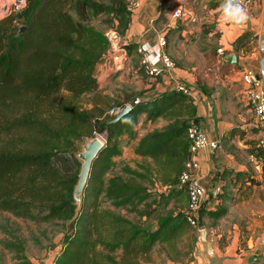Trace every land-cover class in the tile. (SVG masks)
I'll use <instances>...</instances> for the list:
<instances>
[{"label": "trees", "instance_id": "obj_1", "mask_svg": "<svg viewBox=\"0 0 264 264\" xmlns=\"http://www.w3.org/2000/svg\"><path fill=\"white\" fill-rule=\"evenodd\" d=\"M128 3L26 0L23 9L0 21V214L36 224H68L54 264H142L156 248L175 261L192 250L184 255L178 248L179 238L189 231L187 195L178 179L190 157L186 131L197 121L193 102L166 92L139 101L115 124L135 94L117 103L116 113L108 107L95 115L97 103L91 111L79 105L82 97L97 92L96 68L109 47L91 22L106 18L107 29L124 38L133 15ZM126 50L137 68L136 44ZM142 114L146 122L166 125L136 140L134 126ZM94 135L105 136V147L92 164L77 213V144ZM122 138L135 143L133 153L142 163L136 169L124 165L117 175L114 159L122 154ZM170 203L166 213L152 214ZM122 210L144 218L145 224L129 220ZM226 212L202 206L197 225L205 229V218L213 227ZM152 216L155 226L150 228ZM0 245L14 260L25 261L19 239L6 238Z\"/></svg>", "mask_w": 264, "mask_h": 264}, {"label": "crops", "instance_id": "obj_2", "mask_svg": "<svg viewBox=\"0 0 264 264\" xmlns=\"http://www.w3.org/2000/svg\"><path fill=\"white\" fill-rule=\"evenodd\" d=\"M137 1L139 8L132 15L124 37L128 43L136 44V54L139 46L154 47L159 36L164 35L165 54L174 60L186 58L185 42L190 37L199 36L200 28L213 25L217 50L222 51L219 53L216 50L222 64L217 78L219 86L215 87L218 93L210 99L203 97L199 105L191 88L192 78L176 65L171 71L164 70L158 78L145 77L138 66L128 67L133 58L129 55L124 66L116 68V71L111 66H106L105 70L100 65L96 68L97 83L102 81L101 85L110 87L109 91L104 92L106 102L116 101L112 90L119 88L122 89L119 92L121 99L135 94V98L138 96L139 101H144L174 91L176 85L183 84L192 91L188 99L196 108V125L209 141L216 143L214 148L202 150L195 156L199 164L198 181L205 191L203 207L207 211L220 207L227 210L226 215L213 227L212 221L202 219L203 230L208 233L215 259L209 262L205 258L199 238L195 243H190L192 250L187 256L175 261L167 260L162 255L160 258L163 264H264V155H259L258 148L262 131L254 124V116L246 102L247 88L241 80L244 72L258 75L261 68L263 54L259 45L264 43V0H252L251 12L243 24L226 22L222 18L221 0H188L184 7L186 16L180 20L171 18L176 0ZM211 36L208 33L204 38ZM231 56L235 58L234 64L227 61ZM137 57L139 59L138 54ZM128 73L132 81L124 84V75ZM259 80L264 87V78L259 77ZM165 125L163 120L152 124L145 121V115H138L134 126L136 140ZM122 141L128 143L126 138H122ZM134 146L135 143H128L127 149L122 148L121 156L114 161L128 162L131 159L133 165L141 164V159L133 153ZM216 191L217 195H214ZM190 229L194 230L189 227L188 232ZM3 253L8 254L5 250ZM48 256L44 261L28 262L54 264Z\"/></svg>", "mask_w": 264, "mask_h": 264}, {"label": "rangeland", "instance_id": "obj_3", "mask_svg": "<svg viewBox=\"0 0 264 264\" xmlns=\"http://www.w3.org/2000/svg\"><path fill=\"white\" fill-rule=\"evenodd\" d=\"M26 4V0H21L19 3V0H0V21L4 20L9 15L19 12L21 9L19 4ZM104 20H107L106 18H100L95 19L91 23L92 25L98 29L99 31H102L104 34L111 30L112 28H108L104 24ZM199 36L197 37H190L186 42V51L187 56L186 58H177V60H174L171 58V60L174 62L176 67H178L183 73L190 75L192 78L191 88L194 94H196V102L199 105L200 102H202L203 97H208V99L212 98V96L218 91L215 90V87H218L220 81L217 79L219 78V73L221 72V59L218 55L217 51V42H216V34H215V27L213 26H204L200 28L199 30ZM205 33V34H204ZM208 33H211L212 36L210 38H207L206 36ZM21 34V32H19ZM129 44V43H128ZM205 52H204V51ZM217 50V51H216ZM206 53V55L202 54ZM203 56V57H201ZM208 59H205L208 57ZM137 59V66L140 67L139 59ZM106 62V64H104ZM101 63L103 66H101ZM111 60H106V58L103 57L102 61L99 63L100 68L105 70L106 66H111ZM134 64V59H130V62L128 64V67H132ZM112 70L116 71V68H111ZM124 69V68H123ZM143 74L142 70H140ZM144 75V74H143ZM145 76V75H144ZM146 77V76H145ZM96 80V79H95ZM124 81L126 84L127 82L130 83L132 81L131 74L128 73L127 75H124ZM97 82V80H96ZM102 82V81H101ZM97 83L98 88L97 92L92 95L84 96L80 99L79 105L81 107V110L91 111L93 110V107L98 109V111H95L94 114L98 115L99 112H106V108L113 107V112L116 113L117 108H115L116 104L119 102H122L125 98L121 99L120 96L122 94H119V92L122 91V89H116L112 90V95L116 98V101H108L106 102L107 97L104 96L105 91H109L110 87L108 85L103 86L102 83ZM112 82V80H111ZM126 86V85H123ZM122 86V88H123ZM191 91V92H192ZM65 95V94H64ZM216 106L214 105L213 109L215 110ZM112 112V111H111ZM110 114V112H109ZM108 116H111L109 115ZM88 141L85 140L82 143L77 144V150L78 153L76 156L82 152V147L85 145V143ZM122 148L127 149L128 143L125 141H122L121 144ZM77 159V158H76ZM80 166L81 162L78 160ZM115 162V161H114ZM116 168L113 174L120 175V170L125 166H128L130 164L131 169H136V166L133 165V161L129 159L128 162L125 161H119L117 160L115 162ZM80 172V168H79ZM160 191V190H159ZM103 208H108L107 203L102 204ZM163 204H160L158 207L152 208L155 210V212H152V214H156L158 212L159 214L166 213L169 209L172 207V203H170L167 207H162ZM111 209V208H110ZM121 215L127 217L129 220L137 222L139 224H145L144 218H140L139 216L135 215L134 213H127L126 211L122 210L120 211ZM154 217L152 216L148 220V227L153 228L155 226ZM68 224H62V223H56V224H36L31 221H23L13 218L12 216L8 214H0V242L5 240L6 238H17L19 239L23 247L25 249L24 256L25 261H18L14 260L12 255H8L6 253H3V249L0 245V264H23L26 262L29 264L28 260H34V261H44L48 257L52 260L51 262L54 263V260L57 256V253L61 249L62 245V239L64 235V230L67 229ZM197 238H199L198 233H196L194 230L190 229V232H187L183 234L179 240H178V248L181 250V252L186 255L190 248V243H195L197 241ZM55 252V253H52ZM158 249L154 250L149 258L150 260H141L142 264H163L164 262L160 258V255L158 253Z\"/></svg>", "mask_w": 264, "mask_h": 264}, {"label": "built area", "instance_id": "obj_4", "mask_svg": "<svg viewBox=\"0 0 264 264\" xmlns=\"http://www.w3.org/2000/svg\"><path fill=\"white\" fill-rule=\"evenodd\" d=\"M188 0H176V6L172 10L171 18L173 20H180L186 16L184 7ZM223 1V0H221ZM21 0H19V3ZM244 7L249 15L252 9V0H243ZM21 8L24 4H19ZM139 8V2L132 0L128 3L127 10L132 14ZM108 43V50L104 58L111 60L112 67L117 69L124 66L128 60V54L126 47L128 42L118 34L114 29L107 31L104 34ZM166 39L164 35L159 36L157 44L154 47H148L145 45L137 48V54L139 56L140 68L143 74L150 78H158L163 71H171L175 68L173 61L165 54ZM259 50L263 54V60L258 75L252 72H244L242 75V82L246 86V102L249 110L254 116L255 126L259 127L262 131V137L258 141L259 150L264 153V87L259 80V77L264 78V43L259 45ZM222 53L221 50L218 51ZM175 92L180 93L185 97H191V92L183 84L176 85ZM109 115H113L110 112ZM93 138H97L101 143L105 144V136L94 135ZM186 138L188 142L189 160L185 165L184 171L180 174L178 183L180 187H183L187 195V211L186 220L192 229L196 232H200L196 219L200 208L203 206L205 191L201 187L198 181L197 171L199 164L195 159V156L207 148H214L216 143L207 139L197 125L191 124L186 131ZM217 195V191L214 193Z\"/></svg>", "mask_w": 264, "mask_h": 264}, {"label": "water", "instance_id": "obj_5", "mask_svg": "<svg viewBox=\"0 0 264 264\" xmlns=\"http://www.w3.org/2000/svg\"><path fill=\"white\" fill-rule=\"evenodd\" d=\"M20 32H22V29ZM227 61L230 64H234L235 58L233 56L228 57ZM138 102V98H135L134 102L131 105L125 106L111 123L115 124L121 119L125 118L128 114L131 113L132 109L138 104ZM194 124L196 125V122ZM104 147L105 144L101 143L97 138H92L85 143V145L82 147V152L76 156L77 160L81 162L80 172L78 174V181L73 190V200L77 205V213L82 207L81 197L84 188L87 184L88 178L90 176L92 164L102 153ZM199 242L203 246L205 258L209 262L214 260L215 253L213 250V246L210 240L208 239V233L205 230L199 232Z\"/></svg>", "mask_w": 264, "mask_h": 264}, {"label": "clouds", "instance_id": "obj_6", "mask_svg": "<svg viewBox=\"0 0 264 264\" xmlns=\"http://www.w3.org/2000/svg\"><path fill=\"white\" fill-rule=\"evenodd\" d=\"M222 18L226 22L243 24L248 19L243 0H223L221 4Z\"/></svg>", "mask_w": 264, "mask_h": 264}]
</instances>
